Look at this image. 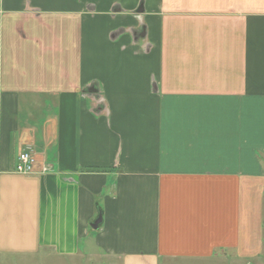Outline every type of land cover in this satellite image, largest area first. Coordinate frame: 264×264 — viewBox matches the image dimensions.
I'll return each instance as SVG.
<instances>
[{"label":"crops","instance_id":"obj_1","mask_svg":"<svg viewBox=\"0 0 264 264\" xmlns=\"http://www.w3.org/2000/svg\"><path fill=\"white\" fill-rule=\"evenodd\" d=\"M263 210L264 0H0V264H227Z\"/></svg>","mask_w":264,"mask_h":264},{"label":"rangeland","instance_id":"obj_2","mask_svg":"<svg viewBox=\"0 0 264 264\" xmlns=\"http://www.w3.org/2000/svg\"><path fill=\"white\" fill-rule=\"evenodd\" d=\"M264 212V210H263ZM263 225H264V216H263ZM262 244L257 247L253 246L254 252L252 255L247 257L245 260L236 259V262H229L227 264H264V228L262 233ZM27 264H97V261L94 259H72V260H60L50 256H43L38 260H30ZM100 264V263H99ZM191 264V263H189ZM197 264H206V263H197Z\"/></svg>","mask_w":264,"mask_h":264},{"label":"built area","instance_id":"obj_3","mask_svg":"<svg viewBox=\"0 0 264 264\" xmlns=\"http://www.w3.org/2000/svg\"><path fill=\"white\" fill-rule=\"evenodd\" d=\"M35 165V158L30 152H21L16 172L21 175H30L34 172Z\"/></svg>","mask_w":264,"mask_h":264},{"label":"water","instance_id":"obj_4","mask_svg":"<svg viewBox=\"0 0 264 264\" xmlns=\"http://www.w3.org/2000/svg\"><path fill=\"white\" fill-rule=\"evenodd\" d=\"M101 222V218H99L94 224H93V228L94 229H97L98 228V225L100 224Z\"/></svg>","mask_w":264,"mask_h":264}]
</instances>
